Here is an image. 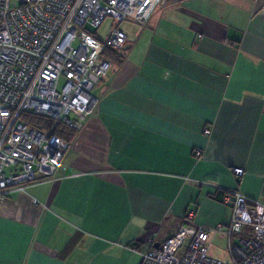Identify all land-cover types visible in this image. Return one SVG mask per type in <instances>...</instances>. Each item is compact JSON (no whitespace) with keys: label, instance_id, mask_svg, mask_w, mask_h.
<instances>
[{"label":"crops","instance_id":"obj_1","mask_svg":"<svg viewBox=\"0 0 264 264\" xmlns=\"http://www.w3.org/2000/svg\"><path fill=\"white\" fill-rule=\"evenodd\" d=\"M263 8L163 0L119 28L127 40L104 52L112 68L55 175L0 200V264H140L184 227H225L231 193L264 205ZM211 238L225 260L228 237Z\"/></svg>","mask_w":264,"mask_h":264},{"label":"built area","instance_id":"obj_2","mask_svg":"<svg viewBox=\"0 0 264 264\" xmlns=\"http://www.w3.org/2000/svg\"><path fill=\"white\" fill-rule=\"evenodd\" d=\"M162 1L0 0V200L40 176L53 177L70 147L22 116L47 118L79 132L96 105L92 90L112 68L104 52L121 49L127 40L118 27L102 40L97 30L108 17L145 25ZM194 154L202 157L199 149ZM233 174L240 178L244 169L234 168ZM224 202L233 210L225 227H184L144 252L140 264H264V205L240 193ZM220 232L229 239V261L211 254V237Z\"/></svg>","mask_w":264,"mask_h":264},{"label":"trees","instance_id":"obj_3","mask_svg":"<svg viewBox=\"0 0 264 264\" xmlns=\"http://www.w3.org/2000/svg\"><path fill=\"white\" fill-rule=\"evenodd\" d=\"M23 120L31 127L40 129L44 132H50L51 135H56L69 144H71L77 132L67 128L62 124H55L52 120L38 116L23 115Z\"/></svg>","mask_w":264,"mask_h":264},{"label":"rangeland","instance_id":"obj_4","mask_svg":"<svg viewBox=\"0 0 264 264\" xmlns=\"http://www.w3.org/2000/svg\"><path fill=\"white\" fill-rule=\"evenodd\" d=\"M128 23H130V19L118 24L112 18L108 17L104 21V23L101 25V27L97 30V32H96L97 37L99 39H104L108 35L109 31H111V29H113L115 27H118V28H120L121 30H124V31H128V27H127V25H129ZM215 246H217V248L219 249L221 245L220 246L219 245H215ZM186 247H187V241L185 242V244L181 248V250H180L178 255H180L181 252H183L186 249ZM225 260L229 261V257L227 256Z\"/></svg>","mask_w":264,"mask_h":264},{"label":"water","instance_id":"obj_5","mask_svg":"<svg viewBox=\"0 0 264 264\" xmlns=\"http://www.w3.org/2000/svg\"><path fill=\"white\" fill-rule=\"evenodd\" d=\"M155 247H156V248H158L159 246H158V245H156Z\"/></svg>","mask_w":264,"mask_h":264}]
</instances>
